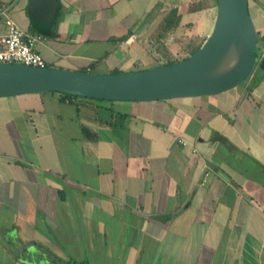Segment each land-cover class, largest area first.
I'll return each mask as SVG.
<instances>
[{
  "label": "crops",
  "instance_id": "crops-1",
  "mask_svg": "<svg viewBox=\"0 0 264 264\" xmlns=\"http://www.w3.org/2000/svg\"><path fill=\"white\" fill-rule=\"evenodd\" d=\"M0 1L43 26L48 66L95 73L189 55L218 2L58 0L46 22ZM248 2L264 54V0ZM0 264H264V71L196 97H0Z\"/></svg>",
  "mask_w": 264,
  "mask_h": 264
},
{
  "label": "water",
  "instance_id": "water-1",
  "mask_svg": "<svg viewBox=\"0 0 264 264\" xmlns=\"http://www.w3.org/2000/svg\"><path fill=\"white\" fill-rule=\"evenodd\" d=\"M213 29L188 57L171 64L120 73H95L59 67L0 62V97L60 92L108 100L150 101L214 95L233 89L256 68L264 69L249 0H217ZM58 0H29L34 20L52 21ZM224 52L235 62L213 70Z\"/></svg>",
  "mask_w": 264,
  "mask_h": 264
},
{
  "label": "built area",
  "instance_id": "built-area-1",
  "mask_svg": "<svg viewBox=\"0 0 264 264\" xmlns=\"http://www.w3.org/2000/svg\"><path fill=\"white\" fill-rule=\"evenodd\" d=\"M0 62L22 63L39 67L48 66L38 52L37 43L43 38L40 33L26 32L9 15V5L0 1Z\"/></svg>",
  "mask_w": 264,
  "mask_h": 264
},
{
  "label": "rangeland",
  "instance_id": "rangeland-1",
  "mask_svg": "<svg viewBox=\"0 0 264 264\" xmlns=\"http://www.w3.org/2000/svg\"><path fill=\"white\" fill-rule=\"evenodd\" d=\"M195 20V26L193 28L194 32L197 34H207V32L210 31V25H211V21L210 23L207 22V20H202V16L200 14H195V16L193 17ZM2 24V22L0 21V25ZM2 28V32H4V26H0V30ZM212 31V29H211ZM210 31V32H211ZM210 34V33H209ZM151 52V50H150ZM147 55L145 54V52L143 50L140 51L139 54L135 55L134 58H138L136 60H134L132 63H129L125 66H118V67H122L121 70L122 72H130V71H139V70H144V69H148L154 66H158L161 65V63L163 64L164 62H166V59H161V61H159L158 56H153L150 55V53L146 52ZM177 54L180 56L179 58H181L183 56V52L180 55L179 52H177ZM176 54V55H177ZM237 53H233V57L236 55ZM258 66V65H257ZM256 66V67H257Z\"/></svg>",
  "mask_w": 264,
  "mask_h": 264
},
{
  "label": "trees",
  "instance_id": "trees-1",
  "mask_svg": "<svg viewBox=\"0 0 264 264\" xmlns=\"http://www.w3.org/2000/svg\"><path fill=\"white\" fill-rule=\"evenodd\" d=\"M39 23V22H38ZM41 24H43V23H41ZM43 26H41V25H39V24H37L36 23V26H35V29L37 30V32L38 33H40V34H42V35H44L45 33V31L43 30V28H42ZM199 46H196V47H194V48H192L191 49V52H190V54L189 55H187V56H185V57H183L182 59H172L171 57L170 58H168V60L166 61V62H164L165 64H171V63H175V62H178V61H180V60H183V59H185V58H188L197 48H198ZM163 63V64H164ZM162 64V63H161ZM256 69H259V70H263L264 71V69H262V68H260V66L258 65L257 67H256ZM79 71H87V72H90L89 70H87V69H81V70H79ZM121 71H113V73H120ZM62 95L63 96H65V97H77L78 95H72V94H67V93H62Z\"/></svg>",
  "mask_w": 264,
  "mask_h": 264
},
{
  "label": "bare ground",
  "instance_id": "bare-ground-1",
  "mask_svg": "<svg viewBox=\"0 0 264 264\" xmlns=\"http://www.w3.org/2000/svg\"><path fill=\"white\" fill-rule=\"evenodd\" d=\"M234 62L235 58L233 57V54H230V52H224L218 60L213 72L219 73L227 70Z\"/></svg>",
  "mask_w": 264,
  "mask_h": 264
}]
</instances>
